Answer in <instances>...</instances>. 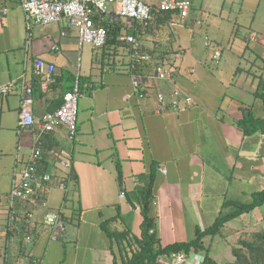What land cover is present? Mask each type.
I'll return each mask as SVG.
<instances>
[{
  "label": "crops",
  "instance_id": "1",
  "mask_svg": "<svg viewBox=\"0 0 264 264\" xmlns=\"http://www.w3.org/2000/svg\"><path fill=\"white\" fill-rule=\"evenodd\" d=\"M142 1L153 8H156L159 4V0ZM222 6L224 7V5ZM15 10H18V15H16ZM209 11L210 6L206 3V0H195L189 17L184 20L171 17L168 22L162 23L154 19L147 27L139 28L134 23H128L125 20L122 21V24L128 30L132 29L133 31L134 29L138 32H136L138 37L136 36L135 38L140 41L143 49L153 56L154 63L164 62L166 64V61L169 62L170 59L178 62L175 63V68H173L175 72H178L173 86H181L182 91L190 96L189 91L192 83L198 80L193 65L196 62L195 59L199 54V50L197 48L198 45H196L195 33L189 34L187 29H190L191 24L205 23L206 30L215 28L216 36L213 35L214 45L219 47L221 44V40L217 36L220 35L219 27L214 26L212 24L214 21L207 17ZM222 12L223 9L220 11L221 15ZM239 14L240 17L236 18L233 23V29L238 25L240 27V24L245 23L246 20L254 23L255 15H243L242 11H239ZM23 15L18 0H0V88L17 83L22 75H25L30 80L32 77L31 73L35 71L34 61L36 59L43 60L47 65H53L54 72L51 75L55 78H59L62 72H68L73 76L86 77L89 82L95 85L100 84L79 99L78 126L73 140L69 139L67 130L63 126H58L52 132L43 136L45 154L39 162L38 169L40 171L39 176L48 175L50 177V181L44 183L42 190V202L45 203V207H41V202L38 203V206H35L32 201L19 202L16 206L20 215L27 214L26 218L30 225L29 236H32L33 240L27 244L32 246V255L29 254V256L40 264L38 248L43 239H46L47 242L57 243L69 238L77 241V235L74 234V228H71V223H67V233L57 241L51 240L50 232L43 224V217L47 212H60L66 216L64 212L65 205H62L56 211L50 207L49 200L56 195L57 191H67L70 183L80 189L86 187L90 183V175L98 172L108 173L104 167L106 163L111 165L109 167L111 170L114 167L117 173L116 164L118 161L121 165L123 179L122 182H119L116 176L114 177V182L120 186L118 199L120 201L124 200L120 198L122 193L125 194L126 199L129 191L136 186L135 176L147 173L151 161L159 162L153 156L154 150L151 146L153 142L156 144V136L154 137L153 133L160 138L161 134L156 131L158 129L163 136L167 133V144L164 147L166 150L170 149L169 153L172 150L170 143L176 140L183 148L181 156H185V158L190 156L188 168L192 171H186L185 174L181 175L176 170L177 176H174L171 181L168 179V171L159 162V173H161L164 182L156 187L154 201V204L159 209L160 226L158 229L160 238L163 230L168 238L179 234V240L177 241H182L180 238L183 236L184 223L180 219L182 211L178 205L180 194H182L181 189L185 190V188H189L193 184L202 185L205 183L203 182L205 161L199 156L202 151L204 152L205 146L198 145L196 141L194 144H187L185 135L180 131V128L184 127L183 122L193 120L200 128L201 138L203 135L205 136V125L199 118V114L196 115L195 112L198 109V104L194 102L193 105L179 112H167L163 115L156 114L154 112L155 102L150 99H138L135 96L131 78L121 70L123 67L120 66L126 64L129 67L131 61L129 45L122 42L117 46L99 50L93 49L88 44L91 52L88 62L86 61L87 67L84 71L82 70L84 44L79 46L76 31L64 34L56 25L54 36L48 32L46 37L41 36L37 40H32L30 37V46L26 48L25 44L29 32L26 30ZM225 19L227 20L229 17L223 20ZM115 20L119 21L117 18L113 21ZM190 20L192 21L191 23ZM105 21H107V24L110 21L107 15H105ZM171 25H174V27L178 26L179 30H186L188 36L179 35L177 32L174 34L170 30ZM49 27H36L34 29L42 31ZM238 33L239 29H237L235 37H238ZM188 37L190 38L189 40L187 39ZM240 40H243V38ZM56 46L59 49L55 52L53 49ZM218 47L215 46L216 51L219 50ZM98 52L101 53L100 57L95 56V53ZM125 55L128 58L127 62H124ZM99 59L102 62L101 66L98 65ZM183 68H188L189 76L185 75V73L182 75ZM96 69H99L100 72H94ZM41 75L45 76L46 70H43ZM124 75H126V78ZM181 75L184 76L183 79L179 78ZM195 76L196 78L193 80ZM109 77L110 79L107 80ZM93 78L97 79L94 81ZM144 81L147 84L146 86L151 88L149 89L151 93L156 92L158 87L164 91L170 90L168 82H158L154 77L144 79ZM70 83L60 81L52 88H49L50 85L46 88L42 87V96L35 94L32 106L35 119H41L46 113L51 112L58 101H60L62 94L70 88ZM20 101L21 96L17 87L9 93H0V163L5 158H9L11 161L8 169V173H10L8 193L14 178V172L22 170L31 153L34 138L33 132H23L19 135L17 131ZM221 125L222 127L226 126L223 122L220 123V127ZM168 131L170 132L169 136ZM197 135L194 137H197ZM192 145L195 153L193 155L185 154L187 150L192 148ZM186 146H188L187 149H185ZM104 161L106 162L104 163ZM162 170H165V173H162ZM73 173L76 175V182L71 177ZM125 174L126 176H124ZM127 178L131 181V186L129 184L126 185ZM55 181L59 182V189L53 188ZM122 188H125V190ZM61 199H63V202L65 201L64 197ZM133 210L138 211L139 209L136 207ZM6 215L7 210L5 208L2 212L5 228ZM167 215H169L170 219L167 218ZM66 217L70 218L73 215L70 214V216ZM13 239H10L8 245ZM171 240L173 239L171 238ZM177 241L173 240V242ZM173 242L170 241V243Z\"/></svg>",
  "mask_w": 264,
  "mask_h": 264
},
{
  "label": "rangeland",
  "instance_id": "2",
  "mask_svg": "<svg viewBox=\"0 0 264 264\" xmlns=\"http://www.w3.org/2000/svg\"><path fill=\"white\" fill-rule=\"evenodd\" d=\"M206 3L210 6L207 17L214 21L212 23L214 26L219 27L220 35L217 36L221 40V44L219 47L215 46L221 51L222 57L220 62L213 61L211 56L215 47H212L211 44L212 48H208L205 43L207 39L215 41L213 39V35L216 36L215 28L206 30L205 23L191 24L187 31L189 34L195 33L199 54L193 65L198 80L192 83L189 93L194 98L193 101L198 104V109L195 112L196 115L199 114V118L205 125V136L203 135L201 138L200 128L193 120L183 122L184 127L179 128L185 135L187 144H194L196 141L198 145L205 146L204 152L202 151L199 155L205 161L203 179L205 183L202 185L193 184L185 190L181 189L182 194H180L178 205L182 211L180 219L184 223L183 236L180 238L182 241H191L195 238L196 226L201 229L211 226L222 211L221 206L224 201L249 202L252 193L264 188V136L254 135L244 138L241 132L233 126V121L240 117L237 111L239 105L252 108L256 117H264V103L253 97V93L258 89V84H261L260 89L264 87L262 83H259L261 80L264 82V0H206ZM221 9H223L222 15ZM239 11H242L243 15H255L254 23L246 20L245 23L240 24V27L238 25L233 29V23L236 18L240 17ZM15 12L18 15V10ZM227 17L229 19L223 20ZM148 25H142V27ZM56 27L52 24L42 31L32 28L31 39L37 40L41 36L46 37L48 32L54 36ZM176 29L178 26H170V30L174 34L177 32L179 35H187L186 30ZM237 29H239V33L238 37H235ZM242 38L243 40H240ZM83 46L82 70L84 71L91 50L88 44ZM95 56L100 57L101 53H95ZM127 59L125 55L124 62H127ZM98 62V65L101 66L100 59ZM169 62L178 63L173 59H170ZM95 64L97 63L95 62ZM120 67H123L121 70L124 74L128 72L126 64ZM108 70L110 71L109 68ZM98 71L100 72L99 69H96L94 72ZM177 73L174 76L171 75L169 79L175 81ZM183 73L190 75L188 68H183L182 75ZM182 75L179 78L183 79ZM194 78L196 76L193 77V80ZM95 79L97 78H93L94 81ZM109 79L110 77L107 80ZM180 83L183 85L182 82ZM99 85L97 84V86ZM175 88L182 91L181 86L175 85ZM221 122L226 126L222 127L221 125L220 127ZM156 131L161 135L159 138L153 133V136H156V144L154 142L151 144L154 150L153 156L168 171L169 181L177 176L176 170L181 175L186 171L191 172L192 170L188 168L190 156L186 158L181 156L182 146L176 140L172 141L170 143L172 150L169 153L170 149L166 150L164 147L167 144V133L163 136L159 129ZM195 135L197 137H194ZM187 148L188 146L185 147V149ZM194 153L192 145V148L185 154L193 155ZM10 164L9 158L2 159L0 163V264H28V259L31 258L29 254L32 255V246L27 244L22 246L23 252H21V239L18 237H15L8 245L2 220V212L7 208L6 197L10 184V173H8ZM110 166L109 163L104 164L108 173L98 172L90 175V183L86 187L80 189L70 183L67 191H57L56 195L51 197L50 207L54 210L58 211L62 205H65L66 216L75 213L71 228H74L77 241L69 238L57 243L47 242L46 239H43L38 248L40 264H114V258H116L117 264H120L121 257L117 243H112L107 238L100 229V224L114 217L117 213L116 208H120L121 218L112 223L109 226L110 229L121 232L129 228L131 235L138 237L142 217L139 210H133L125 198L122 201L118 199L120 186L114 182L117 173L115 168L113 167L111 170ZM231 177L232 179H230ZM126 180V185L131 186V181L128 178ZM163 182L164 179L159 173L157 186ZM59 185V182L55 181L53 188L59 189ZM122 189L125 190V188ZM63 197L65 198L64 202L61 199ZM80 209L81 215L78 211ZM155 210L159 216V209L156 205ZM167 218L170 219L169 215ZM260 229L264 230V206L256 209L250 216L245 215L228 223L222 229L221 235L215 237L212 243L209 238H206L204 242L207 246H212V258L220 264H225L233 261L231 250L233 247L239 246V240ZM171 238L177 241L179 234L168 238L162 230L161 244L163 246L170 241L173 242ZM6 251L8 260L4 255ZM197 255L201 259L203 253Z\"/></svg>",
  "mask_w": 264,
  "mask_h": 264
},
{
  "label": "built area",
  "instance_id": "3",
  "mask_svg": "<svg viewBox=\"0 0 264 264\" xmlns=\"http://www.w3.org/2000/svg\"><path fill=\"white\" fill-rule=\"evenodd\" d=\"M195 0H159L156 7L158 12L171 13L173 17L184 20L189 17V12ZM18 4L23 11L26 30L29 32L26 40V48L30 46L32 28H46L52 24L57 25L62 33L76 31L79 46L89 44L93 49L99 50L105 46L108 36L106 26H98L99 22L105 21L108 16V24L115 18H122L128 23L138 22L140 25H148L153 18V8L145 4L142 0H18ZM112 9V11H111ZM119 41L131 46V68L134 69L137 63L151 61L148 54L141 53L140 42L132 35H120ZM208 46V44H206ZM56 46L53 51H58ZM212 60L219 62L221 54L215 51L211 56ZM210 57V58H211ZM160 64V63H158ZM35 72L41 75L46 70V75L41 87L46 88L53 83L51 74L54 72L53 65H47L41 59L34 61ZM171 70L159 65L153 70V77L158 81H170ZM79 75L76 76L73 89L63 96L62 105L54 112L46 113L41 119H35L32 111L33 106V86L31 79L25 75L15 84H10L0 88L1 94L11 92L15 87L19 89L21 101L20 110L17 117V131L33 132L34 138L31 153L20 171L14 172L10 191L7 196V220L6 228L10 232L21 233L20 224L22 217L17 210L19 202L32 201L35 206L41 202V207H45L42 202V190L44 183L50 181L48 175L39 176L38 165L45 150L43 147V136L52 132L58 126H63L67 130L70 140H73L77 132L78 102L82 94L80 93ZM132 83L134 91L138 94V99L143 100L142 92L143 79L133 76ZM193 98L178 88L170 91L167 96L164 92L157 93L155 113L160 114L166 110L179 112L193 105ZM165 173V170H162ZM120 198L124 199L122 193ZM43 224L49 230L51 240L57 241L67 233V223L61 219L56 212H47L43 217ZM27 244L31 243L32 236H25ZM159 264H200L197 254L173 253L169 257L159 259Z\"/></svg>",
  "mask_w": 264,
  "mask_h": 264
},
{
  "label": "trees",
  "instance_id": "4",
  "mask_svg": "<svg viewBox=\"0 0 264 264\" xmlns=\"http://www.w3.org/2000/svg\"><path fill=\"white\" fill-rule=\"evenodd\" d=\"M192 9L190 10V12L192 11ZM152 15L154 19H157L162 23L168 22V20L171 17H173L171 13L158 12L156 8H153ZM118 19L119 21L115 20L109 24H106L104 22L103 23L99 22L97 19L98 26L103 25L108 28L107 41L105 46L102 47L101 49L106 47L109 48V47L117 46L120 43L119 37L122 34L132 35L134 37L137 36L138 32L136 30L134 29L133 31L132 29L128 30L126 26L122 24L123 19L122 18H118ZM152 21H150L149 23H151ZM132 23H134V25L138 28L142 27V25H140L138 22H132ZM206 44H208V48L211 47V44L212 47H215L213 42L210 41L209 39H207ZM129 50H130V55H132L131 46H129ZM214 50L216 51V49ZM219 52L222 57V53L220 50ZM141 53L148 54L151 57V61L137 63L134 69L131 68L132 62L130 61L128 72L126 75H129L131 81L133 76L143 79V88L145 87V89L142 92V94L144 96V99H150L151 101L153 100L156 105L157 93L164 92L167 96H169L170 90L175 89V85L173 86L174 80L172 81L170 79V81H168L170 90L164 91L158 87L156 92L151 93L149 91V89L151 88L146 86L147 84L144 81V79L152 78L153 70L159 65L164 66L169 70H171V74L174 76L175 73L177 72V71L175 72V70L173 69L175 68V63L167 62V61L166 64L164 62H160V64H157L156 62L154 63L153 56L150 55L148 52H146L142 46H141ZM31 75H32L31 82L33 86V97L35 96V94H39L40 96H42L41 85L44 81L45 76L37 75L35 71H33ZM51 78L53 79V83L50 84L49 88H52L57 82L60 81L69 82V83L71 82L70 88L62 94L60 101H58L56 106H54V108L51 110V112H54L57 109H59L60 106L62 105L64 94L72 91L76 76H73L68 72H62L59 78H55L52 75ZM78 78L80 82V93L82 94V96L85 93H89L92 88L95 89L97 87V85L89 82L86 77L79 76ZM259 83H262L264 86V82L262 80ZM260 86L261 84H258V89L253 93V97L254 99L260 100L264 103V87L263 89H260ZM135 96L138 97V94L135 93ZM237 111L239 112L240 117L239 119L233 121L234 124L233 126H235L239 132H241L244 138L252 137L254 135L264 136V117H256L253 113L252 108L243 105H239L237 107ZM167 112H173V110L169 109L164 112H161L158 115H163ZM116 165H117V179L119 180V182H122L123 175H122L121 165L118 161ZM37 173L40 174L39 169ZM158 174H159V162L153 160L149 165V169L147 173H141L135 176L136 186L128 193V196L130 197L133 204L136 207H138L142 217V222L140 224V235L138 237L132 236L129 228L121 232L112 231L110 229L109 226L112 223H115L119 218H121L119 211L120 208H116L117 213L114 217L109 218L100 224V229L105 233L107 238L112 243L113 242L117 243L118 252L121 257L120 264H159L158 262L159 259L164 257H169L173 253H184L186 255H190L191 253L193 254L203 253L202 258L200 259V264H220L217 260L212 258L211 255L212 246L211 245L207 246L204 240L206 238H209L210 243H212V240L215 237L221 235L222 229L228 223L237 220L245 215L250 216L256 209H259L264 206V188H262L257 192L252 193L251 200L249 202L243 203L236 200H226L223 202L221 206L222 211L216 217V219L214 220L211 226L205 229H201L196 226L195 238L193 240L177 241L163 246L161 244V238L158 229L159 216L155 210V204H154ZM71 177L75 182L77 181L76 175L74 173L71 174ZM78 211L81 215V209ZM56 213L66 223L73 224L75 213L73 214V217L70 218L69 217L67 218L60 212H56ZM26 215L27 214L24 215V218L22 217V223L20 224L21 233H19L18 235L16 233L10 232L9 230H7V228H5L7 244L9 243L11 238H15V237L20 238L21 252H23L22 246L27 244L24 238L30 233V225L28 224ZM6 220H7V215H6ZM4 255H5V259L8 260L7 251L5 252ZM231 255L233 261L227 262L225 264H264V230L260 229L248 235V237L240 239L239 246L237 245L232 248ZM28 264H39V262L33 260L32 258H29ZM114 264H117L116 258H114Z\"/></svg>",
  "mask_w": 264,
  "mask_h": 264
},
{
  "label": "water",
  "instance_id": "5",
  "mask_svg": "<svg viewBox=\"0 0 264 264\" xmlns=\"http://www.w3.org/2000/svg\"><path fill=\"white\" fill-rule=\"evenodd\" d=\"M126 200H127L128 204H129L133 209L136 208V206L133 204V202L131 201V199H130L129 196H126Z\"/></svg>",
  "mask_w": 264,
  "mask_h": 264
}]
</instances>
